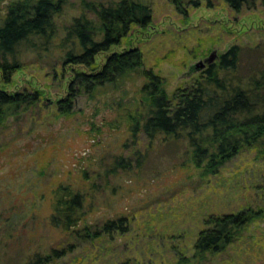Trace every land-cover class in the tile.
Returning a JSON list of instances; mask_svg holds the SVG:
<instances>
[{"label":"rangeland","instance_id":"374dc122","mask_svg":"<svg viewBox=\"0 0 264 264\" xmlns=\"http://www.w3.org/2000/svg\"><path fill=\"white\" fill-rule=\"evenodd\" d=\"M148 2L154 11L152 26L133 32L111 51L140 47L145 66L166 78L169 96L199 75L202 70L186 72L214 49L220 55L235 43L245 46L243 68L256 66L264 54V4L260 0L241 11L224 0H212L211 7L209 0H200L199 6L185 0L182 6L188 11L187 19L174 0ZM80 3L68 0L57 17L59 37L82 13ZM152 27L158 31L147 37ZM259 43L261 48H255ZM61 55L58 47L43 58L24 54L25 68L10 85L0 78V86L9 91L37 86L45 98L65 96L69 78L60 83L61 64L53 67ZM106 56L99 54L97 61L105 62ZM144 81L132 75L117 88L106 86L97 94H83L69 117L35 106L10 115L0 126V264H26L27 255L34 251L69 240L77 242V247L55 264H175L178 259L179 264H264V159L256 150L247 149L218 174H204L203 168L188 162L184 140L175 142L160 134L150 143L141 132L139 141L130 143L127 118L142 101ZM137 148L146 155L141 166L119 175L105 174L116 155L136 159L132 149ZM60 182L87 194L89 214L80 227L123 215L129 219L128 230L78 242L50 226L49 194ZM92 183L100 186L93 189ZM246 207L262 208V216L221 251L196 255L194 245L206 228L208 214Z\"/></svg>","mask_w":264,"mask_h":264},{"label":"trees","instance_id":"16d2710c","mask_svg":"<svg viewBox=\"0 0 264 264\" xmlns=\"http://www.w3.org/2000/svg\"><path fill=\"white\" fill-rule=\"evenodd\" d=\"M224 1L237 11L258 3V0ZM260 1L264 4V0ZM174 2L187 19L188 11L182 6L185 0ZM67 3L68 0H12L4 4L0 0V78L4 85L14 82L15 74L27 65L24 54L32 52L43 58L55 47L62 51L59 62L53 65L58 68L61 64L60 83L69 78L66 95L56 100L45 98L44 91L37 86L16 91L0 86V126L10 115L35 106L69 117L83 94H97L106 86L117 88L125 78L140 75L145 79L142 101L127 118L130 143H137L141 132L148 135L150 143L160 134L167 140H184L188 145V162L203 168L204 174H218L221 167L247 149L256 150L264 159V54L258 57L256 66L243 68L245 46L235 43L193 77L189 85L169 96L166 78L145 66L140 47L111 51L133 32L152 26L154 11L148 0H81L82 13L63 28L64 35L59 37L57 17ZM187 3L199 6L200 0ZM213 5L209 0L208 6ZM149 31L147 37L158 30ZM255 48H261L260 43ZM99 54H107L105 62L97 61ZM69 70L70 77H66ZM132 153L136 159L116 155L105 174L119 175L122 170L130 172L141 166L146 155L139 148L132 149ZM97 186L100 185L92 183L91 187ZM49 195V225L66 231L71 239L89 241L116 230H128L129 219L123 215L80 227L89 214L87 194L82 188L55 183ZM262 212V208L246 207L237 212L208 214L204 221L206 228L200 231L194 245L196 255L204 257L221 251ZM76 247L77 242L69 240L45 251H34L25 262L55 264ZM178 261L175 264L181 259Z\"/></svg>","mask_w":264,"mask_h":264},{"label":"water","instance_id":"95a60500","mask_svg":"<svg viewBox=\"0 0 264 264\" xmlns=\"http://www.w3.org/2000/svg\"><path fill=\"white\" fill-rule=\"evenodd\" d=\"M219 56L220 55L218 54L217 49H214L209 56L205 57L204 59H200L196 63L192 64L186 74L189 75L191 72L204 70L208 65L218 59Z\"/></svg>","mask_w":264,"mask_h":264}]
</instances>
